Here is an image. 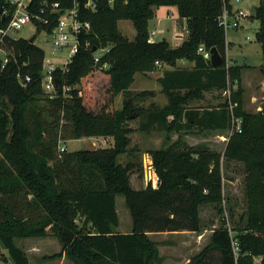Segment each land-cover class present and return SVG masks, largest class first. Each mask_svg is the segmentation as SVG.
<instances>
[{"label":"trees","instance_id":"obj_1","mask_svg":"<svg viewBox=\"0 0 264 264\" xmlns=\"http://www.w3.org/2000/svg\"><path fill=\"white\" fill-rule=\"evenodd\" d=\"M71 7L73 0H34L28 10L40 13L44 2ZM230 0H116L103 1L94 12H84L91 31L81 37L82 48L69 71L54 74L57 96L50 98L42 87L44 50L30 39L3 35L15 11L0 0V257L3 264H31L18 240L57 235L64 254L73 264H156V244L150 233L201 230V207L215 205L224 213L223 162L244 163L247 210L235 234L222 224L208 246L190 264H264V103L256 114L245 113L240 88L246 65L229 64L226 29L222 24ZM160 7H176L180 24L189 31L182 43L167 40L151 43L149 23ZM5 9L10 10L7 17ZM45 17L57 16L45 8ZM5 17L6 21L2 18ZM257 33L264 63V0L256 8ZM131 21L135 40L122 35L118 23ZM51 28H49L50 30ZM42 30V29H40ZM91 48L86 47V43ZM203 45L216 49L222 64L214 67L198 53ZM109 48L100 65L92 48ZM180 61L194 63L181 68ZM164 71L159 83L168 98L165 106L146 98L155 91L134 92L136 75ZM106 64L107 68H103ZM264 78V65L260 69ZM26 75L31 82L20 81ZM97 76L96 93L86 80ZM237 84L231 99L218 106L191 107L205 93ZM84 94L80 96L78 86ZM67 92L63 93V87ZM92 91V90H91ZM82 93V92H81ZM123 96L122 109L115 107ZM243 121V132L232 133V111ZM150 134L156 130L187 132L229 131L224 153L207 145L190 146L180 135L172 147L146 151L159 176L158 188L148 184L135 189L131 173L140 170L133 147L131 123ZM182 131V132H180ZM183 134V133H182ZM82 137H113L111 149L59 153L60 142ZM124 158L122 162L120 158ZM134 159V160H133ZM123 197L132 213L133 231H117L120 216L117 198ZM231 213H232V209ZM233 221V220H232ZM80 222L85 224L81 227ZM87 225L89 226L87 228ZM234 244L237 245L235 249ZM6 250L7 255L3 253Z\"/></svg>","mask_w":264,"mask_h":264},{"label":"rangeland","instance_id":"obj_2","mask_svg":"<svg viewBox=\"0 0 264 264\" xmlns=\"http://www.w3.org/2000/svg\"><path fill=\"white\" fill-rule=\"evenodd\" d=\"M261 0H230L229 13L231 28L227 29L226 39L229 42L227 50V61L232 64L246 65L241 75L240 88L242 93V110L245 113L256 114L260 111V107L264 103V79L260 77V69L263 67L262 48L258 42L257 33L260 28L259 21L256 19V8L259 6ZM240 12L247 14L241 20H235ZM186 21V20H185ZM184 24V22H183ZM119 29L125 37L130 40H135L137 32L131 21L122 20L118 23ZM150 38L155 41L167 40L173 46H178L182 43L181 39L188 37L189 31L187 29V22L184 25L179 23V15L176 7H160L156 10V16L149 23ZM37 36L36 44L41 47L48 54L51 48L48 40H50L45 30H39L33 24L24 26L15 37H23L31 39ZM149 38V39H150ZM181 38V39H180ZM247 38L250 40L247 41ZM169 65L159 67L151 76L139 73L135 82L131 86L134 92H142L146 90H153L156 93L154 98H146V105L148 106L152 101L160 106H165L168 100L167 96L162 93L159 88V80L157 77L162 74L163 70L169 69ZM97 76L89 77L86 81L91 86L89 92L96 93L98 86ZM263 80V82H261ZM81 96L84 94L82 85L78 86ZM160 89V88H159ZM236 89L235 91H237ZM96 91V92H95ZM214 91V90H213ZM213 91L208 93H213ZM224 90H218L213 93L217 98H221V103L227 99L223 94ZM115 107L122 109L123 96L119 95L115 99ZM212 106V105H210ZM205 107V106H204ZM231 108V107H230ZM234 111V108H233ZM133 133L131 134L132 146H138L141 152L135 153L137 161L141 162L140 170H134L131 173V184L135 189L146 188L147 184L151 182L154 188L158 186L159 176L152 157L146 152L149 150H158L162 147H169L178 140L180 135H185L187 132H168L166 130H156L150 134H145L138 130L139 121L136 120L131 123ZM191 136V135H190ZM183 137V138H184ZM202 139H208L207 142H198L199 145H207L208 148L224 153L227 147L226 142H216L214 132H204L200 136ZM186 137L184 138V140ZM89 140L96 145L97 149H111L115 142L113 137H89ZM189 141V140H188ZM191 141V140H190ZM66 145V152H76L83 150V144L80 139H67L62 141ZM190 143V142H189ZM188 144V142H187ZM172 147V146H170ZM125 162L124 158H120ZM149 159L152 163L150 164ZM134 160V159H133ZM155 173L157 174L156 182ZM223 183H224V213H219L215 205H206L201 207V230L197 232L181 231V232H162L157 234H148L149 238L156 244L158 263L156 264H190L195 260L201 251L205 249L211 241L213 232L222 224L232 232L237 223L245 225L241 220V216L246 213V179L249 176V171L246 170L244 163L235 160H224L223 162ZM155 182V183H154ZM118 213L120 216V225L117 231L122 233H130L133 231V218L130 209L123 197L117 198ZM232 209V213L231 210ZM233 220V221H232ZM85 223L80 222L82 227ZM89 226L87 225V228ZM28 254L31 264H73L65 257L63 244L57 235L49 232L47 236L40 238H28L17 241ZM3 253L7 255L6 250ZM218 264V256L213 261ZM0 264L2 258L0 257Z\"/></svg>","mask_w":264,"mask_h":264},{"label":"built area","instance_id":"obj_3","mask_svg":"<svg viewBox=\"0 0 264 264\" xmlns=\"http://www.w3.org/2000/svg\"><path fill=\"white\" fill-rule=\"evenodd\" d=\"M34 0H7L9 6L11 8H15L14 13L12 14L9 24L5 30H2L1 33L3 35L15 36L24 26L28 24H33L37 27V29L45 30L48 34L50 40H48L51 52L48 54L45 52V57L43 61L42 68V87L45 93H47L50 98H55L57 96V86L55 84L54 74L57 71H61L65 73L69 71V66L74 62L76 56L79 54L82 48V40L81 37L85 33H89L91 31V23L89 21L83 20L84 12L88 11H96L99 5L104 0H73L71 7H61L59 3L49 4L48 1L44 2V7L40 9V13L32 14L28 10L30 5ZM108 5L112 6L116 0H105ZM240 1V0H237ZM50 9V13L52 15L57 16L56 25L52 26L53 22L45 17L46 9ZM10 10L5 9L3 15L5 17L8 16ZM247 14L244 12H240L238 16H236V22L241 20L242 17H246ZM230 15L227 11H225L222 17V24L224 28L230 29ZM49 28H51L49 30ZM250 39L247 38V41ZM151 43H154L155 40L151 37L149 39ZM87 48H91V44L89 42L86 43ZM95 47L92 48V51ZM97 48V47H96ZM0 52L4 54L3 59V67L8 63V58L6 57L5 52L0 49ZM109 52V48H97L95 52H93V59L96 65H100L102 58ZM198 53L204 57L206 61H211L212 53L211 50H207L203 45H201L198 49ZM156 65L158 67L163 66L164 64L157 62ZM103 68H107V65L104 64ZM19 78L23 86H27L28 83L31 82V77L29 75L25 76V79L21 78L19 74ZM238 89L237 84H230L224 91L223 94L228 99H231L232 91ZM67 87H63L62 91L65 95L67 92ZM81 96V93H80ZM262 110V106L260 107ZM232 111V133L243 132V121L241 118H238L234 115L233 106L231 105ZM67 148L66 145H63V142H60L59 145V153H66ZM151 157V156H150ZM152 161H150V164ZM157 174L155 173V178L157 179ZM155 180V179H153ZM155 180V182H156ZM154 182V183H155ZM149 182L148 184H150ZM147 184V185H148ZM152 184V183H151ZM153 186V184H152ZM159 186V180H158ZM157 186V188H158ZM155 186H153L154 188ZM235 249H237V245L234 244Z\"/></svg>","mask_w":264,"mask_h":264},{"label":"crops","instance_id":"obj_4","mask_svg":"<svg viewBox=\"0 0 264 264\" xmlns=\"http://www.w3.org/2000/svg\"><path fill=\"white\" fill-rule=\"evenodd\" d=\"M184 22V24H186V21H183ZM183 22L180 24L181 26L182 25H184L183 24ZM180 23V22H179ZM181 39V38H180ZM185 39V38H184ZM184 39H181L182 41L184 40ZM154 40V39H153ZM156 42V41H155ZM229 64H232V63H230V62H228ZM164 65H166V64H164ZM164 65L163 66H161V67H164ZM179 67H181V68H189V67H193L194 66V63H191V62H187V61H180L179 62ZM160 67V68H161ZM170 69H172V67H170L169 69H165V70H163V72H162V74H160L158 77H157V80L160 78V77H162V75H163V73H164V71H166V70H170ZM152 73H154V72H151V73H148L147 75V77H149V76H151V74ZM138 75V74H137ZM137 75H136V77H137ZM260 77L262 78V76L260 75ZM264 79V78H263ZM135 80H136V78H135ZM261 82H263V80L261 81ZM159 84V88L157 89V90H160L161 92H162V85L160 84V83H158ZM145 91V90H144ZM147 91V90H146ZM149 91H151V90H149ZM214 92H216V90H214L213 91V93ZM163 93V92H162ZM213 93H205V99H203V100H201V101H196L195 103H193V104H191V107L193 106V107H200V106H202V107H210V105H212V106H218V105H220V103L219 102H221L220 100H221V98H217V97H215L214 95H213ZM165 94V93H164ZM167 103H168V100H167V102H166V105H167ZM222 104V103H221ZM211 132H214L215 133V137H216V142H219V141H221V142H228V140H229V134H230V132L229 131H225V132H220V131H211ZM202 133H204V132H202V131H200L199 129H197V128H192V132H191V134H186L185 135V137H186V139H185V141L186 142H188V144L190 145V146H198L197 144H198V142H207V141H209L208 139H202L200 136L202 135ZM191 135V136H190ZM184 137V138H185ZM189 140V141H188ZM191 140V141H190ZM190 142V143H189ZM149 161H151V159H149ZM156 180V179H155ZM150 234H157V233H150Z\"/></svg>","mask_w":264,"mask_h":264},{"label":"water","instance_id":"obj_5","mask_svg":"<svg viewBox=\"0 0 264 264\" xmlns=\"http://www.w3.org/2000/svg\"><path fill=\"white\" fill-rule=\"evenodd\" d=\"M3 21H6V18L3 17L2 18ZM31 42H34L35 41V37L31 38L30 39ZM97 50V48L95 47L93 49V52H95ZM211 53H212V59H211V64L214 66V67H219L221 66L222 64V58L219 54V52L216 50V49H211ZM81 141H82V144H83V150L85 151H94L97 149L96 145L93 144L89 138H86V137H82L81 138Z\"/></svg>","mask_w":264,"mask_h":264},{"label":"bare ground","instance_id":"obj_6","mask_svg":"<svg viewBox=\"0 0 264 264\" xmlns=\"http://www.w3.org/2000/svg\"><path fill=\"white\" fill-rule=\"evenodd\" d=\"M235 64V63H234Z\"/></svg>","mask_w":264,"mask_h":264}]
</instances>
